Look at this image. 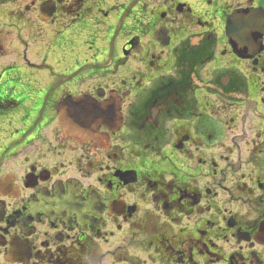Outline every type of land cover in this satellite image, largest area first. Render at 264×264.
Wrapping results in <instances>:
<instances>
[{"label": "flooded vegetation", "instance_id": "1", "mask_svg": "<svg viewBox=\"0 0 264 264\" xmlns=\"http://www.w3.org/2000/svg\"><path fill=\"white\" fill-rule=\"evenodd\" d=\"M105 1L0 0V264H264V0Z\"/></svg>", "mask_w": 264, "mask_h": 264}, {"label": "rangeland", "instance_id": "2", "mask_svg": "<svg viewBox=\"0 0 264 264\" xmlns=\"http://www.w3.org/2000/svg\"><path fill=\"white\" fill-rule=\"evenodd\" d=\"M122 3L126 4V9L120 6ZM105 5H106V7L104 8L105 12H111L115 14L116 16L125 17L126 14H128L127 9L130 7V1L128 0H106ZM2 8L3 9L1 10L14 9L11 5L3 6ZM32 22L34 24H38V21L35 17L32 18ZM15 24L19 25V21L17 20ZM11 33L12 32H10L9 34L13 35V39H11L9 43H12L13 48H11V52L14 51V53H10L9 57H10V60L15 59L17 61V49L14 46L17 45L18 32L16 31L13 34ZM4 34H6L5 35V39H6L8 33L4 32ZM122 36H123L122 32H119V31H117L113 36H109L108 34L101 35V41L103 45H105V43L107 45L105 51L101 49L102 52L106 54V57H105L106 61H109L111 54H114V55L118 54L119 46H120L119 42L123 38ZM30 43H34V42L30 41ZM34 44H36L39 48H42L40 44H37V43H34ZM106 61L104 63H106Z\"/></svg>", "mask_w": 264, "mask_h": 264}, {"label": "water", "instance_id": "3", "mask_svg": "<svg viewBox=\"0 0 264 264\" xmlns=\"http://www.w3.org/2000/svg\"><path fill=\"white\" fill-rule=\"evenodd\" d=\"M229 25L233 26V34H234V38L239 41L240 44L242 43H247V40L249 39L250 43L252 42V36L253 33L256 30H260L262 28H264V20L261 18V15L259 14L258 17H254L253 15H250L248 17V19H245L242 24H240V21L236 20L235 17L230 19L229 21ZM66 102H64L63 104H65ZM64 108H66V106H64ZM63 107H61V110L63 111L64 109ZM95 108V107H92ZM96 113V108L94 110ZM64 112V111H63ZM107 116L106 112L104 111L103 107L101 106V120L103 119V117ZM61 118L66 121V115L61 116Z\"/></svg>", "mask_w": 264, "mask_h": 264}]
</instances>
